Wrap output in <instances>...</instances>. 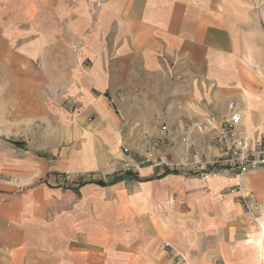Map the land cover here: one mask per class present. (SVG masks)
Returning <instances> with one entry per match:
<instances>
[{
    "label": "crops",
    "instance_id": "1",
    "mask_svg": "<svg viewBox=\"0 0 264 264\" xmlns=\"http://www.w3.org/2000/svg\"><path fill=\"white\" fill-rule=\"evenodd\" d=\"M261 1L0 0V53L17 45L41 61V79L30 82L43 87L46 76L55 94L81 104L73 125L94 116L87 152L73 160L80 168L108 160L92 148L141 153L149 138L164 141L156 153L176 156L192 136L211 156V128L195 127L219 124L230 101L250 146L264 140ZM59 174L61 182H47ZM184 175L144 167L137 176L70 182L52 169L44 184L4 180L0 264H264V217L227 191L239 186L264 206V166L206 180Z\"/></svg>",
    "mask_w": 264,
    "mask_h": 264
},
{
    "label": "rangeland",
    "instance_id": "2",
    "mask_svg": "<svg viewBox=\"0 0 264 264\" xmlns=\"http://www.w3.org/2000/svg\"><path fill=\"white\" fill-rule=\"evenodd\" d=\"M255 9L264 29V0ZM0 56V183L4 180L15 182L19 188L21 185L44 184L39 182L40 178L52 169L65 172L70 182L94 177L109 179L123 172L121 148L117 153L92 148L94 155L107 156L108 160L93 164L90 169L73 164L74 159L82 158L87 152L86 144L88 140L90 142L88 133L94 116L81 120L77 124L80 127L73 125V113L82 105L78 106V102L70 96L55 94L54 85L47 82L46 76L42 79L43 87L40 83L30 82L33 77L41 79L44 69L41 61L27 60L25 54L18 51L17 45L13 48L2 45ZM26 93L30 97L32 93L36 99H25ZM16 96L19 98L15 99ZM41 104L46 107L42 108L46 113L33 114L34 111L40 112ZM25 105L32 108L30 115H26ZM210 132L212 136L214 129ZM31 161L32 164H29ZM180 174L191 175L190 172ZM61 181V174L47 177V182L52 185Z\"/></svg>",
    "mask_w": 264,
    "mask_h": 264
},
{
    "label": "built area",
    "instance_id": "3",
    "mask_svg": "<svg viewBox=\"0 0 264 264\" xmlns=\"http://www.w3.org/2000/svg\"><path fill=\"white\" fill-rule=\"evenodd\" d=\"M228 107L229 115L219 124L215 125L214 119L211 118L199 122L195 127V129H203L208 125L214 129L211 143L217 148L216 154L208 156L200 153L196 147V139L192 136H184L181 139L182 152L176 156H167L165 153H156L157 150L162 149L164 141L161 138H149L141 153H138V148L121 146L123 172L138 173L144 167H157L170 173H194L206 180L224 171L243 175L264 166V140L259 139L250 146L239 131L240 112L233 101L228 103ZM227 191L238 193L237 200L254 219L264 217V206L256 202L250 194L239 192V186L228 187ZM173 264H179V259H175Z\"/></svg>",
    "mask_w": 264,
    "mask_h": 264
},
{
    "label": "trees",
    "instance_id": "4",
    "mask_svg": "<svg viewBox=\"0 0 264 264\" xmlns=\"http://www.w3.org/2000/svg\"><path fill=\"white\" fill-rule=\"evenodd\" d=\"M129 174L130 176H137V173H132V172H129V171H127V172H123V174ZM120 174H122V173H117L116 175H120ZM100 183H102L103 184V182H100Z\"/></svg>",
    "mask_w": 264,
    "mask_h": 264
}]
</instances>
